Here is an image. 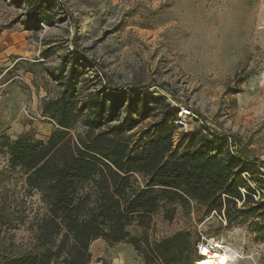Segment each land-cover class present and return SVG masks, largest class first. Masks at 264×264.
Instances as JSON below:
<instances>
[{
    "label": "rangeland",
    "instance_id": "obj_1",
    "mask_svg": "<svg viewBox=\"0 0 264 264\" xmlns=\"http://www.w3.org/2000/svg\"><path fill=\"white\" fill-rule=\"evenodd\" d=\"M35 7L50 25L35 24L29 16ZM74 49L86 60L80 65H99L113 85L147 88L177 113H190L176 124L175 150L204 126L232 137L235 151L264 174V0H0V143L26 133L47 139L53 123L42 116L41 102L58 95L56 68ZM93 71L83 76L90 89L105 83L92 80ZM4 151L0 256L29 251L45 213L40 196L28 194L7 169ZM258 221L243 215L229 224L223 214L204 215L195 207L188 215L178 210L170 222L152 216L146 234L159 242L189 231L199 240L198 256L199 245H219L229 254L226 264H264ZM128 232L135 241L143 234L135 225ZM89 252L90 264H144L129 240L110 246L97 239Z\"/></svg>",
    "mask_w": 264,
    "mask_h": 264
},
{
    "label": "trees",
    "instance_id": "obj_2",
    "mask_svg": "<svg viewBox=\"0 0 264 264\" xmlns=\"http://www.w3.org/2000/svg\"><path fill=\"white\" fill-rule=\"evenodd\" d=\"M35 8L29 13L35 24L50 25ZM74 50L56 68L58 95L41 102L42 116L53 123L47 139L26 133L0 143L7 169L45 207L32 248L1 255L0 264H90L97 239L110 246L129 240L144 264H194L199 240L189 231L150 242L146 230L154 215L170 222L178 210L188 215L195 207L223 214L229 224L255 217L264 233V174L235 151L232 137L203 126L175 150L177 109L147 88L113 85L99 65H80L84 56ZM89 68L103 85L90 89L83 77ZM133 225L143 230L138 241L130 239Z\"/></svg>",
    "mask_w": 264,
    "mask_h": 264
},
{
    "label": "bare ground",
    "instance_id": "obj_3",
    "mask_svg": "<svg viewBox=\"0 0 264 264\" xmlns=\"http://www.w3.org/2000/svg\"><path fill=\"white\" fill-rule=\"evenodd\" d=\"M181 115V114H180ZM183 115V114H182ZM219 245L211 246L210 247H201L199 254L203 255L204 257L197 260L198 264H226L229 262V254L225 251H218L216 248ZM221 248V247H219Z\"/></svg>",
    "mask_w": 264,
    "mask_h": 264
},
{
    "label": "built area",
    "instance_id": "obj_4",
    "mask_svg": "<svg viewBox=\"0 0 264 264\" xmlns=\"http://www.w3.org/2000/svg\"><path fill=\"white\" fill-rule=\"evenodd\" d=\"M181 114V115H180ZM183 114V115H182ZM177 115L179 116V117H177V121H176V123H175V125L177 124V122H179V123H182V122H185V118L186 117H189L191 114L190 113H188V112H186V111H183V112H180V113H177ZM177 126V125H176ZM201 247H208V246H205V245H199L198 246V253L199 252H201L200 251V248ZM211 248V247H210ZM218 251H221V248H219V247H217L216 248ZM222 252V251H221ZM203 256L201 255V258H202ZM196 264H198L197 262H196Z\"/></svg>",
    "mask_w": 264,
    "mask_h": 264
}]
</instances>
